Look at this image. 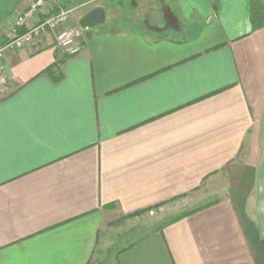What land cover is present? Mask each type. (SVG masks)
Segmentation results:
<instances>
[{"label": "crops", "instance_id": "1", "mask_svg": "<svg viewBox=\"0 0 264 264\" xmlns=\"http://www.w3.org/2000/svg\"><path fill=\"white\" fill-rule=\"evenodd\" d=\"M84 1L58 0L105 12L77 55L47 33L4 56L0 264H264V0Z\"/></svg>", "mask_w": 264, "mask_h": 264}, {"label": "built area", "instance_id": "2", "mask_svg": "<svg viewBox=\"0 0 264 264\" xmlns=\"http://www.w3.org/2000/svg\"><path fill=\"white\" fill-rule=\"evenodd\" d=\"M58 6V0H31L28 7L18 13L12 22L4 30V40L0 43V93L8 92L10 88V76L5 64L4 56L9 50L22 49L30 46L43 35L52 34L56 45L67 56L77 55L83 46L84 28L71 23L73 12L78 9L58 6L53 12L41 17V11L48 4ZM27 21L31 25L19 32L20 27Z\"/></svg>", "mask_w": 264, "mask_h": 264}, {"label": "rangeland", "instance_id": "3", "mask_svg": "<svg viewBox=\"0 0 264 264\" xmlns=\"http://www.w3.org/2000/svg\"><path fill=\"white\" fill-rule=\"evenodd\" d=\"M13 2L14 0H0V15L9 10ZM93 2L95 1L85 0L79 9L82 8V11H84L87 8L92 7L95 4ZM165 15L171 22V13L166 11ZM192 206L193 202L190 196L175 198L162 203L153 210H148L138 214V217L136 216L132 218L129 222H131V226L133 228L136 226L139 236L144 235L160 228L163 223L176 217L179 213L187 211V209L191 208Z\"/></svg>", "mask_w": 264, "mask_h": 264}, {"label": "water", "instance_id": "4", "mask_svg": "<svg viewBox=\"0 0 264 264\" xmlns=\"http://www.w3.org/2000/svg\"><path fill=\"white\" fill-rule=\"evenodd\" d=\"M105 20V12L102 8L96 7L84 14L80 20L79 24L83 28H89L97 24L103 23Z\"/></svg>", "mask_w": 264, "mask_h": 264}, {"label": "trees", "instance_id": "5", "mask_svg": "<svg viewBox=\"0 0 264 264\" xmlns=\"http://www.w3.org/2000/svg\"><path fill=\"white\" fill-rule=\"evenodd\" d=\"M151 208H148L147 210H140V211H137V212H135L134 214H132V216L133 215H136V214H140V213H142V212H146V211H148V210H150ZM193 210H187V211H183V212H181V213H179L176 217H174V218H172V219H170V220H168L167 222H165V223H163L161 226H160V228H158V229H161L162 227H164L166 224H168V223H170V222H172V221H174V220H177V219H179V218H181V217H184L185 215H187V214H189L190 212H192Z\"/></svg>", "mask_w": 264, "mask_h": 264}]
</instances>
